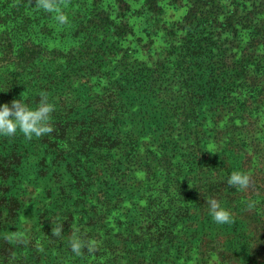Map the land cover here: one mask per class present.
<instances>
[{
    "label": "trees",
    "instance_id": "1",
    "mask_svg": "<svg viewBox=\"0 0 264 264\" xmlns=\"http://www.w3.org/2000/svg\"><path fill=\"white\" fill-rule=\"evenodd\" d=\"M242 3L186 0L173 59L147 63L129 57L116 30L126 23L100 0L64 9L78 39L67 52L47 47L52 13L35 0H0V105L34 109L46 93L55 106L51 134L0 136V264H185L184 254L193 264H264V0ZM134 105L151 114L154 143L141 140ZM233 171L250 176L247 190L227 185ZM137 173L144 181L134 186ZM124 193L141 195L139 212ZM208 198L230 224L212 221ZM32 213L22 242L5 238ZM74 234L98 250L76 256Z\"/></svg>",
    "mask_w": 264,
    "mask_h": 264
},
{
    "label": "rangeland",
    "instance_id": "2",
    "mask_svg": "<svg viewBox=\"0 0 264 264\" xmlns=\"http://www.w3.org/2000/svg\"><path fill=\"white\" fill-rule=\"evenodd\" d=\"M72 2L76 0H70ZM90 1V0H88ZM101 7L106 9L109 12V17L113 18L115 13L120 12L122 22L126 25L118 27L116 26L117 33H120L118 40L122 47H126L129 53V57L137 61H145L150 63L154 60L167 59L171 61L175 54H171L170 51L174 49L171 48V45L176 44L173 39L174 33H179L181 28V20L184 17L186 11V0H150L153 2V9L148 10V5L144 6V10L141 8L139 0H121L122 5L118 9V3L116 0H100ZM142 1V0H140ZM239 4L241 2L245 3V0H237ZM229 3V1L227 2ZM242 3V4H243ZM124 5L127 7V10L123 11ZM54 19V14H53ZM114 19V18H113ZM112 19V20H113ZM101 37L102 32L98 33ZM74 31L71 30L68 25L58 26L56 24L53 36L50 41L47 42V47L61 51L67 52L77 45V38H74ZM118 34H115L117 37ZM114 37V38H115ZM203 45V43H201ZM80 53V50L78 51ZM78 56V55H77ZM206 71L202 72V78L205 77ZM208 80V78H207ZM238 81H234V84ZM217 83H214L212 97L216 100L219 99V92L216 91ZM200 108L203 117L205 118V123L207 126H211V116L213 115V109L210 107L209 98L206 96V93H203V96L200 100ZM211 108V109H210ZM143 110L140 106L134 105L132 107L133 111V121L134 123L143 124L144 130L142 133L141 140L144 142H155L154 135L152 134V129L155 127V123L152 122L149 113L143 112L138 115L137 111ZM148 118V119H147ZM45 169V168H44ZM43 172V171H42ZM31 175V172H30ZM144 181V176L140 173L133 174V180L131 183L135 186L137 182ZM147 183H149L147 181ZM57 187L58 184L55 183L54 187ZM123 204L134 210V213L139 212V204H143L144 200L141 195L124 193ZM34 213L31 216L20 215L15 221L13 227H15L16 232L20 235H25L22 231H28V226L31 225L34 218ZM113 216V217H112ZM110 218V226L115 227L116 222L118 221L117 215L112 214ZM18 230V231H17ZM30 238V237H29ZM192 256V255H191ZM190 254L183 255L182 261H185V264H193L194 260L191 259Z\"/></svg>",
    "mask_w": 264,
    "mask_h": 264
},
{
    "label": "clouds",
    "instance_id": "3",
    "mask_svg": "<svg viewBox=\"0 0 264 264\" xmlns=\"http://www.w3.org/2000/svg\"><path fill=\"white\" fill-rule=\"evenodd\" d=\"M70 0H35V7L45 13L54 14V21L58 26H64L69 23L68 17L64 9L68 7ZM55 111V106L49 103V98L46 93L40 94L38 105L33 109L27 103L19 100H13L11 106L8 104L0 105V136L12 138L19 132L23 137L31 141L33 137L41 138L51 134L54 131L51 125V114ZM229 187H235L238 191H245L251 185L249 175L233 171L228 180ZM208 215L212 221L218 225L230 224L232 222L231 214L224 209L220 202L214 198L206 200ZM249 208L253 207L249 203ZM52 222V237L59 238L62 235V223L56 221L54 217ZM6 239H11L17 243L22 242L19 233H13L11 236H6ZM70 250L76 256L82 255V250L86 249L89 254H93L98 250V243L95 240L85 241L74 234L69 241ZM42 250V249H41Z\"/></svg>",
    "mask_w": 264,
    "mask_h": 264
}]
</instances>
